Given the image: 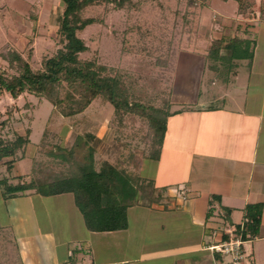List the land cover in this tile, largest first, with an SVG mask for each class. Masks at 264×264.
<instances>
[{"label": "rangeland", "instance_id": "obj_1", "mask_svg": "<svg viewBox=\"0 0 264 264\" xmlns=\"http://www.w3.org/2000/svg\"><path fill=\"white\" fill-rule=\"evenodd\" d=\"M1 1L7 4L5 10L0 7V72L16 73L15 68L5 59L7 50H15L26 57L32 70L43 69L44 60L62 47L57 38L55 39L62 0H26V3L22 0ZM132 2L133 6L130 7L126 2L121 9L114 8L113 3L87 7L83 15L96 17L100 21L78 32V36L88 47L86 51L79 53V57L104 63L122 72V80L129 90V100L165 108L171 97L173 99L187 95L190 90L185 86L178 90L180 88L175 85L178 84L177 71L181 65L183 69L180 73L185 72V81L188 79L194 87L191 94L189 93L193 100L197 92V63L203 64L205 61L208 66L213 63L206 57L213 34H216V38L228 34L253 36L255 55L253 61L245 58L234 59L235 67H238L233 69L234 73L239 72L234 80L230 78L228 71L232 66H227V62L219 63L218 71L207 72L208 75L204 76L202 92L214 79L215 85L210 84L208 89L217 88V80L219 97L226 93L232 96V91L240 82L243 84H240L244 89L243 97L251 95L256 98L261 93L264 95V77L261 79L264 75V0H253V3L247 1L249 5L242 14L238 13L235 0H196V5L190 4L188 0ZM223 13L233 16V19L223 23ZM32 16L35 18H31ZM213 30L219 33H214ZM255 79V84L252 83L251 86ZM260 80H263L262 85ZM65 90L66 86L62 88L61 96ZM200 100L213 103L215 99L206 93ZM252 102L248 107L255 106ZM193 104L189 103L183 108L193 109ZM229 104L233 105L234 99L226 100V105ZM214 105L216 106V102ZM147 134H150L149 129L142 116L126 115L119 123L113 118L112 105L101 98L93 100L84 111L67 116L62 115L37 93L23 92L14 98L9 93L0 91V135L7 141L18 135L29 138V142L13 156L0 160V181L20 184L34 178L67 174L70 160L63 161L60 157L62 154L72 153V162H86L92 153L95 168L99 169L104 161L110 162L133 174V182L137 177V186V183L150 181V175L157 172L155 169L159 164L174 163L173 159L166 162L164 160V163L148 159ZM14 197L4 200L0 188V202L4 203L5 212L10 218V226L0 232V261L4 264H54L55 252L51 237L39 235L43 233L42 228L46 224L53 226L63 240L73 239L72 237L81 239L82 241H78L89 247L94 261L99 264L136 256L139 251L144 255L157 254L158 257H163V253L171 249L169 245L172 242L175 245L180 236V230L173 226L167 228L162 235L158 233L159 230H151L149 225L139 228L138 223L143 225L145 222L146 225L149 217L143 216L144 219L141 217L139 221L134 220V214L142 212L138 206L128 209L133 222L132 229L125 232L124 229L108 233L88 232L85 227H80V220L77 221L79 226L71 224L67 218L68 212L62 207L64 201L61 203V200L69 203L73 200V194L50 197L41 209L23 195ZM140 199L141 204L149 205L147 199ZM161 201L162 199L159 202ZM74 208L73 205V210ZM146 208L149 210V206L145 210ZM211 209L213 210L208 208ZM3 218L5 216L0 213V222ZM187 218L188 216L181 217L183 220ZM222 219L224 221V217ZM17 224L26 232L24 235L30 232L38 237L32 241H20L15 236V231L18 235L20 230ZM73 226H77L78 231L75 228L72 230ZM230 226L228 223L227 228H234ZM9 232H13L12 242L4 240ZM80 237H85V240ZM165 240L169 243L164 244ZM76 243V239L66 242L61 246L60 252L62 248H68V258L72 260L73 249L77 246L81 248V243ZM174 245L172 246L175 247ZM245 245L249 247V243ZM224 258V264H228L229 257Z\"/></svg>", "mask_w": 264, "mask_h": 264}, {"label": "crops", "instance_id": "obj_2", "mask_svg": "<svg viewBox=\"0 0 264 264\" xmlns=\"http://www.w3.org/2000/svg\"><path fill=\"white\" fill-rule=\"evenodd\" d=\"M22 2L26 3V0H22ZM4 3L0 4L3 10L6 9L7 4ZM212 9L215 8L212 7ZM219 12L221 13V11ZM217 15L221 19V16ZM222 17L223 23L230 18L233 19V16L230 17L229 14H224ZM31 18H35V16ZM231 22L232 20L229 23ZM32 31H34V28ZM212 32L216 33L218 31L213 30ZM242 35V38H253V36ZM205 38H208V36ZM210 39H216V34H213ZM253 52L252 58L254 59L255 47ZM184 53L190 55L188 52ZM253 59L251 60L253 61ZM199 64L197 63L198 71L195 87L197 92L193 100L189 95L194 89L191 85L192 82L188 79V82L185 81V72L180 73L183 65L179 66V71H177L178 84H175L177 78L174 79V84L180 88H177L178 90H182L185 86L190 91L180 98L174 97L172 99L171 97L170 112L172 113L169 114L166 120V131L160 147L159 158L158 160L148 158L150 161H156L157 163H160V161L164 163V160L165 162L170 159L174 160V163L171 164H159L155 169L157 172L154 171L155 173L153 172L150 175L154 187L162 193V201L149 205H133L128 208L138 206L142 210V212L134 214V220L139 221V218H143V216L149 217L146 225L145 222H143V225L138 223L139 228L149 225L151 230H159V232H156L162 235L167 228L177 227V230H180V236L175 245L173 242L171 243L175 247L169 245L171 249L163 253V257H158L157 254L144 255L139 251V255L122 257L119 260L108 261L105 264H142L152 261L155 264H224V256L216 252H210L206 246L220 240L219 236L214 234V230L218 225L227 227L229 223L235 228L236 225L242 224L246 220V207L248 205L260 206V223L257 233L251 236L248 235L246 239L249 247H246V245L245 247L251 252V255L243 264H264V95L261 93L256 98L251 95L243 97L244 89L240 85L242 82H240L239 86H236V89L232 91V96L226 93V95L223 94L224 96L220 95L219 97L217 80V88L208 89L210 84L215 85L214 79L202 92L204 76L208 75L207 72H216V66L211 68L208 64L205 65V61L203 64L201 63L202 65L200 64L201 66ZM234 68L238 67L234 65L228 70L232 80L237 78L239 73H234ZM263 77L264 75L261 76V79ZM255 82L256 79L251 82V86ZM260 83L262 85L263 80H260ZM206 93L209 97L215 99L213 103L200 100V97ZM229 99H234V106L226 105V100ZM215 102L216 106L214 105ZM251 102L255 104L254 107H248ZM189 103H194V108L185 110L183 107ZM200 103H202V106ZM68 194L72 193L66 192L45 196L35 192L34 189H30L19 195L28 198L34 205H39L41 209L50 197H62ZM62 201H64L62 207H65L64 210L68 212V220L73 225H77V221L80 220V227L83 229L85 224L81 213L74 204V197L69 202L70 204L65 203L66 200H61V203ZM147 206H149V210L147 208L145 210ZM209 207L213 210H208ZM128 209V227L124 229V232L133 228ZM5 211L4 203L0 202V213L5 216L0 222V232H4V229L10 226V218H8ZM65 211L64 213H66ZM186 216H188L186 220L181 219V217L186 218ZM222 217H224V221ZM17 226L19 227V224ZM77 226H73L72 230L76 229ZM42 229L43 233L39 235L41 237L50 236L54 243V264H99L94 261L93 255L89 252V247L85 243L83 244L78 237L63 240L53 226L46 224ZM76 230L78 231V229ZM87 231L94 232L88 229ZM24 232L20 229L17 235L18 232L15 231L16 238L26 242V240L32 241V239L38 237L37 234L30 232L24 235L26 233ZM12 236L13 232H9L8 235L4 236V240L12 242ZM80 238L85 240V237ZM74 239H76V244L81 243V248L77 246L73 249L74 253L72 255L74 258L71 260L68 258L69 249L64 248L63 250L62 248V252H60V248L66 242ZM165 242L164 244L169 243L167 240ZM60 243L63 244L60 245ZM0 264L4 263L0 261Z\"/></svg>", "mask_w": 264, "mask_h": 264}, {"label": "trees", "instance_id": "obj_3", "mask_svg": "<svg viewBox=\"0 0 264 264\" xmlns=\"http://www.w3.org/2000/svg\"><path fill=\"white\" fill-rule=\"evenodd\" d=\"M247 1L253 3V0H236L238 13H245L249 5ZM126 2L130 7L134 5L132 0H62V10L57 16L58 24L55 30V39L57 38L62 47L44 60L43 69L35 71L31 69L26 57L15 50H7L5 59L15 68L16 73L0 72V91H5L14 98L23 92L37 93L47 99L62 115L67 116L84 111L96 98L112 105L113 118L119 123L126 115H140L146 121L150 133L146 137L149 147L147 157L158 160L166 131V120L172 113L170 101L166 103L165 108L131 101L129 90L122 80V72L104 63L79 57V53L86 51L88 47L78 36V32L100 21L96 17L84 16V10L101 3H113L114 8L121 9ZM188 2L194 4L196 0ZM252 43H255L253 38H242L239 35L211 40L206 56L213 62L209 67L216 66L218 71L219 63L227 62L226 65L231 67L236 65L234 59L251 60L255 46H252ZM28 54L30 55V52ZM64 86L66 90L61 96ZM28 142V136L18 135L15 139L7 141L0 135V160L13 156ZM70 154L60 156L63 161L70 160L67 174L34 178L20 184L0 181L3 199L7 200L30 189L45 196L70 192L85 227L94 232L127 229V209L133 205H142L140 197L147 199L149 204L158 203L162 199V193L154 187L152 180L137 183L136 186L137 177L133 182V174L110 162L104 161L99 169L95 168L92 153L86 162H72L73 157ZM260 211L259 205H248L246 220L235 226V234L240 235L243 240H246L248 235H255L260 223ZM227 238L228 235L224 234L223 239Z\"/></svg>", "mask_w": 264, "mask_h": 264}, {"label": "built area", "instance_id": "obj_4", "mask_svg": "<svg viewBox=\"0 0 264 264\" xmlns=\"http://www.w3.org/2000/svg\"><path fill=\"white\" fill-rule=\"evenodd\" d=\"M214 234L219 236L220 240L208 244L206 248L212 253L219 252L224 257L228 256V264H243L250 257L251 252L245 247L247 240L245 241L240 235H236L234 228L217 226ZM222 234H227L228 238L222 239Z\"/></svg>", "mask_w": 264, "mask_h": 264}]
</instances>
